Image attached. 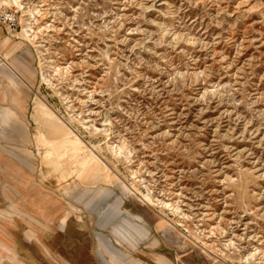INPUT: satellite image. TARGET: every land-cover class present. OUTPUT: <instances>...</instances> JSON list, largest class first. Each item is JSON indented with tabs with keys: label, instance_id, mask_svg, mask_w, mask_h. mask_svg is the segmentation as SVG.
<instances>
[{
	"label": "rangeland",
	"instance_id": "1",
	"mask_svg": "<svg viewBox=\"0 0 264 264\" xmlns=\"http://www.w3.org/2000/svg\"><path fill=\"white\" fill-rule=\"evenodd\" d=\"M4 1L29 48L24 168L91 262L120 235L144 264H264V0Z\"/></svg>",
	"mask_w": 264,
	"mask_h": 264
},
{
	"label": "crops",
	"instance_id": "2",
	"mask_svg": "<svg viewBox=\"0 0 264 264\" xmlns=\"http://www.w3.org/2000/svg\"><path fill=\"white\" fill-rule=\"evenodd\" d=\"M11 32L0 22V205L8 204L6 208L0 206V264H43V259L46 264H144L142 259L122 250L125 242H121L120 235L113 240L104 235L96 237L95 253L100 262H91L88 243L81 244L78 240L74 243L73 238L79 237L73 220L75 209L65 210L58 217L52 209L59 200L51 194L40 196V192L33 191L34 176L24 167L34 171L35 163L26 161L24 148L17 145L21 138L25 142L27 138L25 133H19L18 118L25 114L29 103V93L24 87L28 82L20 70L21 65L28 67L24 55L29 48L24 37ZM34 117L36 119V114ZM41 136H36L39 145L43 142ZM53 149L50 152H54ZM53 154L46 156L44 162L55 170L61 169V176L67 178L71 174L68 167L73 163L57 166L58 160ZM64 159L71 161L68 151ZM77 219L83 221L81 215H77ZM130 223L133 224L132 220ZM58 228L67 233L66 256L57 250ZM117 232L115 228V235ZM129 237L133 243V236ZM158 256L165 258V264H175L162 253H156V264H163L157 260Z\"/></svg>",
	"mask_w": 264,
	"mask_h": 264
},
{
	"label": "built area",
	"instance_id": "3",
	"mask_svg": "<svg viewBox=\"0 0 264 264\" xmlns=\"http://www.w3.org/2000/svg\"><path fill=\"white\" fill-rule=\"evenodd\" d=\"M17 16L15 13H8L0 9V22L8 27L10 30H14L17 26Z\"/></svg>",
	"mask_w": 264,
	"mask_h": 264
},
{
	"label": "bare ground",
	"instance_id": "4",
	"mask_svg": "<svg viewBox=\"0 0 264 264\" xmlns=\"http://www.w3.org/2000/svg\"><path fill=\"white\" fill-rule=\"evenodd\" d=\"M4 3H6L10 8L11 7H21L19 0H5ZM165 236L168 237L167 233H165Z\"/></svg>",
	"mask_w": 264,
	"mask_h": 264
}]
</instances>
